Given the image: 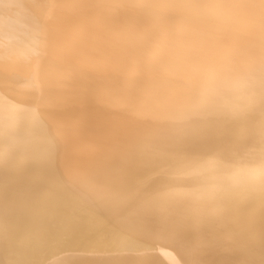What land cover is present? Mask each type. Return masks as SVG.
Segmentation results:
<instances>
[{
	"label": "bare ground",
	"instance_id": "1",
	"mask_svg": "<svg viewBox=\"0 0 264 264\" xmlns=\"http://www.w3.org/2000/svg\"><path fill=\"white\" fill-rule=\"evenodd\" d=\"M0 264H264V0H0Z\"/></svg>",
	"mask_w": 264,
	"mask_h": 264
}]
</instances>
